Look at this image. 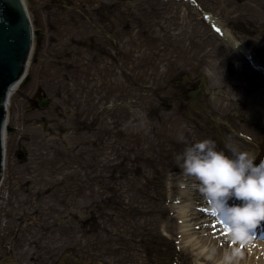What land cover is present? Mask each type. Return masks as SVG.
Segmentation results:
<instances>
[{
	"label": "rangeland",
	"instance_id": "1",
	"mask_svg": "<svg viewBox=\"0 0 264 264\" xmlns=\"http://www.w3.org/2000/svg\"><path fill=\"white\" fill-rule=\"evenodd\" d=\"M195 1L264 66V0ZM26 2L42 32L9 101L0 259L10 250L12 264H212L199 251L214 247L217 258L239 248L240 264L260 261L229 242L176 157L238 125L264 133L261 70L186 0ZM185 73L208 84L200 106L190 97L200 80L166 87ZM42 94L51 106L33 110ZM71 107L90 115L81 135L68 131ZM184 214L199 236L188 244Z\"/></svg>",
	"mask_w": 264,
	"mask_h": 264
},
{
	"label": "clouds",
	"instance_id": "2",
	"mask_svg": "<svg viewBox=\"0 0 264 264\" xmlns=\"http://www.w3.org/2000/svg\"><path fill=\"white\" fill-rule=\"evenodd\" d=\"M224 148L231 155L204 139L186 147L176 160L184 175L196 181L211 210L226 218L231 238L247 243L252 230L264 223V158L256 163L258 153L233 143L225 142ZM205 251L212 264H240L243 258L239 248L225 249L219 258L214 247Z\"/></svg>",
	"mask_w": 264,
	"mask_h": 264
},
{
	"label": "water",
	"instance_id": "3",
	"mask_svg": "<svg viewBox=\"0 0 264 264\" xmlns=\"http://www.w3.org/2000/svg\"><path fill=\"white\" fill-rule=\"evenodd\" d=\"M187 1L194 5L203 16L209 18L214 25L218 26V20L215 16L204 11L195 0ZM41 32L40 29H34L28 5L24 0H0V183L6 153V133L15 129L8 122L7 108L13 91L26 76L34 48V38ZM231 41L235 42L233 39ZM254 64L258 66L255 61ZM262 70L264 72V68ZM178 82L180 80H175L169 85ZM196 93L192 92L191 95L196 97ZM245 130L250 134L244 132ZM250 131L252 130L238 125L232 132L227 131L223 136L214 137L212 140L215 141L217 150H225L226 153L225 142L233 143L241 150L258 153L256 163H259V160L264 158V133ZM241 139L244 140V144L238 142ZM227 154L231 155V153ZM234 202L236 201L232 203ZM252 232L264 236V223L258 225Z\"/></svg>",
	"mask_w": 264,
	"mask_h": 264
},
{
	"label": "flooded vegetation",
	"instance_id": "4",
	"mask_svg": "<svg viewBox=\"0 0 264 264\" xmlns=\"http://www.w3.org/2000/svg\"><path fill=\"white\" fill-rule=\"evenodd\" d=\"M187 75V77H185ZM180 80V82H178L177 84H183L184 81H189L191 83H196L198 82L197 80H200V84L198 85L197 89H195L194 91L190 92V97L193 100L192 102H194V104L196 106H200L198 99H201L204 97V88H206V81L202 78H200L199 75H197L194 78H191V76L188 73H185L182 79H177ZM130 83L134 86L135 84L133 83V81L129 80ZM203 86V87H202ZM192 92H197L196 93V97H193L191 94ZM71 99L74 100V97L71 96ZM30 102L32 103L31 106L33 107V110L38 109L39 107L41 109H46L47 107L51 106L52 103V99L51 97H49L47 94H42L41 96L30 100ZM73 102V101H72ZM42 103H44V105H42ZM100 103H98L97 105L99 106ZM167 108H170V105H167ZM70 117H69V122L67 123L68 125V131L70 133V135H73V133H78V134H83L85 133L84 129H87V127L85 128V126L87 125L86 121H87V117L90 116L88 115L89 113L85 111V115L82 117V114L79 113V109L76 107V109L74 107L70 108L69 111ZM102 116V115H101ZM100 117V114H97L98 118ZM35 121H44L45 123H47L46 121V117L42 116L40 119L36 118L34 119ZM99 122L100 124L97 127V131L101 134L103 133V124H101V117L99 118ZM72 140V146L71 148H73V139ZM100 140V137L99 139ZM102 142V141H101ZM10 254L11 251L8 250L5 255L0 259V264H12L11 258H10ZM9 260V261H8Z\"/></svg>",
	"mask_w": 264,
	"mask_h": 264
},
{
	"label": "bare ground",
	"instance_id": "5",
	"mask_svg": "<svg viewBox=\"0 0 264 264\" xmlns=\"http://www.w3.org/2000/svg\"><path fill=\"white\" fill-rule=\"evenodd\" d=\"M26 2V0H24ZM27 3V2H26ZM28 5V4H27ZM216 27V26H215ZM220 32L221 34L224 36V38L228 39V38H233L235 42H233L235 45V47L237 48V50H240L242 53L244 54H247L249 56V54H251V51L248 50V48L246 47V45L238 40L235 39V37L231 34L230 30L229 29H226L224 26L220 25V26H217L216 27ZM258 64V63H257ZM257 70H261L262 68H264V66L258 64V66H255ZM264 74V72H262ZM19 87V84L16 86L15 90L13 91V93L18 89ZM12 93V95H13ZM187 192H189V190H187ZM233 201H230L229 203H232ZM238 201L234 202V203H237ZM209 209L210 208V205H209ZM187 215H183V225H181V230H182V239L188 244V243H191V242H194L196 240L199 239V236H198V232H196V230L193 228V224L190 223L189 219H187ZM224 222V221H222ZM224 227H225V232H229L228 231V228L230 227L228 224H225L224 223ZM251 239L248 241L250 243H245V245H247V248H248V252L251 254V255H254L255 259H256V256H261L263 258H260V261H246L245 264H264V238L263 237H258L257 235H254V233L251 232ZM233 239L230 238L229 239V242H232ZM244 243V242H242ZM251 244H254L251 245ZM254 248L255 252L254 251H251V249ZM205 248L204 249H201L199 251V253L201 255H203L205 253Z\"/></svg>",
	"mask_w": 264,
	"mask_h": 264
},
{
	"label": "snow or ice",
	"instance_id": "6",
	"mask_svg": "<svg viewBox=\"0 0 264 264\" xmlns=\"http://www.w3.org/2000/svg\"><path fill=\"white\" fill-rule=\"evenodd\" d=\"M217 213L215 212V211H212V213H211V215H213V216H215ZM221 223H223V222H221ZM228 231H230V228H228ZM233 242H235V241H233ZM241 248H243L244 247V245L243 244H241V246H240Z\"/></svg>",
	"mask_w": 264,
	"mask_h": 264
}]
</instances>
